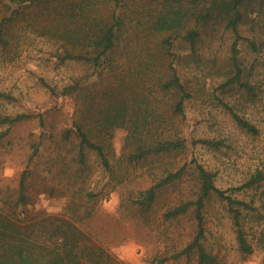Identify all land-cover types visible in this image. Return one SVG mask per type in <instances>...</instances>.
I'll list each match as a JSON object with an SVG mask.
<instances>
[{
    "label": "rangeland",
    "instance_id": "374dc122",
    "mask_svg": "<svg viewBox=\"0 0 264 264\" xmlns=\"http://www.w3.org/2000/svg\"><path fill=\"white\" fill-rule=\"evenodd\" d=\"M165 4V0H0V24L4 22L8 39L0 45V91L10 95L0 96V110L31 114L0 139V185L16 195L26 171L30 213L72 217L127 264H199L197 247L184 251L198 232L196 204L176 217L167 216L169 209L198 197L193 173L160 187L145 211L130 206L139 190L197 160L214 173L220 189L247 203L234 206L240 208L241 227L252 247V252L241 249L234 211L227 199L213 194L202 210L205 250L217 264H264V16L248 14L236 52V35L218 13L200 24L195 51L184 36L173 32L177 36L169 52L161 41L172 32L151 26ZM114 15L120 24L111 51L113 70L97 78L89 61L60 62L57 54L65 47L78 52L83 48L70 40L71 31L82 33L87 20L109 21ZM236 62L242 69L241 81L251 88L231 80L238 71ZM171 63L191 93L185 100V117L173 111L176 95L157 85L159 76H170ZM85 77L94 117L104 116L114 91L121 94L118 99L127 97L130 103L136 92L147 94L149 109L152 100L164 118L159 133L188 136L186 147L131 158L134 145L127 141L128 127H115L109 134L101 121L90 118L87 127L104 143L109 164L90 148L81 161L79 139L74 134L67 138L65 129L81 117L76 110L83 99L53 95L46 83L62 89ZM232 111L254 123L259 133L243 129ZM129 115L137 118L133 110ZM8 126L0 125V134ZM199 138L221 144L195 142ZM259 171L262 179L240 188Z\"/></svg>",
    "mask_w": 264,
    "mask_h": 264
},
{
    "label": "trees",
    "instance_id": "16d2710c",
    "mask_svg": "<svg viewBox=\"0 0 264 264\" xmlns=\"http://www.w3.org/2000/svg\"><path fill=\"white\" fill-rule=\"evenodd\" d=\"M165 1L166 4L155 16L151 26L155 31L172 32L161 41L163 48L169 52H172L175 36H177L173 35V32H178L179 36H184L192 51H195L202 35L200 24L214 17L215 13L227 18L226 26L232 29L236 35L233 43V50L236 52L239 40L244 37L240 27L245 23L248 14L251 13L255 16L261 14L264 16V0ZM112 20L107 21L94 17L86 21L87 27L82 33L71 31L69 34L70 40L81 44L83 48L78 52L65 47L64 51L57 54L60 62H65L68 59L89 61L96 68L93 75L97 78L105 75V72L113 70L114 61L111 51L114 50L118 38L119 16L114 15ZM182 30H184V33H182ZM72 33L74 37H72ZM7 41L3 22L0 24V45L5 44ZM236 65L238 71L231 80H238L242 85L251 88L250 84L241 81L242 69L237 62ZM170 66L172 68L170 76L166 79L159 76L157 85L166 93L176 95L172 103L173 111L185 117L184 104L191 93L181 80L178 69L172 63ZM84 79L88 80L86 77L76 78L74 82L65 84L62 89H59L56 85L46 83L53 95H74L83 99L81 107L79 106L76 110L81 114V117L75 118L72 126L65 129L67 138H71L74 134L79 139L81 161L85 160L86 148H90L97 150L103 162L109 164L104 143L96 140L93 130L87 127V121L90 118L101 121V125L106 132H110L109 134H113L115 127H128L130 132L127 141L134 145V150L130 153L131 158L144 157L149 153L177 151L186 147L188 136L181 133L175 135H161L159 133L164 118L158 108L153 106L152 100L151 109H149L150 99L147 94L141 95L140 92H136L132 96L133 102L130 103V99L127 97L118 99L121 94L114 91L110 95L111 102L107 105L104 116L100 114L98 117H94L95 112L88 94L90 86L88 88ZM0 96L9 97L10 95L5 91H0ZM129 110H133L137 118L130 116ZM232 114L243 129L253 134L259 133L258 127L247 118L235 111H232ZM30 116L31 114L28 112L11 114L0 110V125L9 124L7 131L0 134V139L11 130L12 125ZM195 142L210 146L221 144V141L209 138L195 139ZM192 164L193 166L189 167L190 162L184 163L177 170H170L155 184L139 190L136 199H132L130 202V206H136L141 211H145L156 200L160 187L182 180L185 176L188 177L193 173L199 183L198 197L183 201L167 212V216L176 217L188 211L192 204H196L198 232L184 251L197 247L199 264H217L216 257L206 251L202 244L205 231L202 210L206 199L213 194H218L228 200L231 209L234 211L241 249L252 252V247L241 227L240 208L234 206L236 203L243 205H247V203L220 189L215 183L214 173L202 163L193 160ZM26 176L27 173L24 171L16 195L9 193V187L6 188L0 185V264H127L99 243L72 217L68 215L30 213L27 208L29 195L26 192ZM262 178L263 173L259 171L257 175H254L240 188L252 185Z\"/></svg>",
    "mask_w": 264,
    "mask_h": 264
},
{
    "label": "built area",
    "instance_id": "2783aa9c",
    "mask_svg": "<svg viewBox=\"0 0 264 264\" xmlns=\"http://www.w3.org/2000/svg\"><path fill=\"white\" fill-rule=\"evenodd\" d=\"M155 264H162V263H155Z\"/></svg>",
    "mask_w": 264,
    "mask_h": 264
}]
</instances>
